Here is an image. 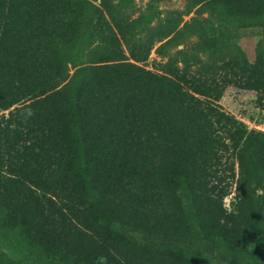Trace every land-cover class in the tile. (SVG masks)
Listing matches in <instances>:
<instances>
[{
  "label": "trees",
  "instance_id": "trees-1",
  "mask_svg": "<svg viewBox=\"0 0 264 264\" xmlns=\"http://www.w3.org/2000/svg\"><path fill=\"white\" fill-rule=\"evenodd\" d=\"M142 25L114 0H0V237L35 264H264V133L207 99L236 84L264 108V40L253 62L231 46L264 36V0ZM189 32L212 58L169 53ZM228 150L230 211L211 183Z\"/></svg>",
  "mask_w": 264,
  "mask_h": 264
},
{
  "label": "rangeland",
  "instance_id": "rangeland-1",
  "mask_svg": "<svg viewBox=\"0 0 264 264\" xmlns=\"http://www.w3.org/2000/svg\"><path fill=\"white\" fill-rule=\"evenodd\" d=\"M99 1H97L98 3ZM118 4L121 11L130 20L141 18L143 25L139 28L141 34H145L148 29L157 26L163 22L167 14L173 10H187V0H114ZM194 13L184 15V21L190 19ZM208 14L198 16L197 21L204 27V35H209L211 32L210 26H205L206 22L212 25H219L216 17H210ZM202 35L199 33L189 32L182 43L171 47L169 53L175 54L179 50H184L187 54L198 55L206 60L212 58V49L207 48L202 44ZM264 40V36L250 35L248 37L240 38L232 43V47L240 48L246 53L249 62H253L256 56L257 44ZM167 58L159 57L154 49L149 59L144 63L145 67L157 73H165L163 64ZM182 66V64H181ZM191 73L195 72V68L190 69ZM190 74L189 76H191ZM221 86V80H219ZM208 100L214 102L224 112L235 117L237 120L243 122L249 130H257L264 133V108L258 102V93L256 90H250L240 87L236 84H228L224 87L221 96L214 99L213 96H208ZM16 106V105H15ZM14 106V107H15ZM0 112L1 114H8L9 110ZM261 127V128H260ZM219 163H216L213 172L211 183L218 186L220 189L225 188L228 194L223 199V207L228 211L238 200L237 197V179H238V164L235 156L231 154V150L223 152ZM234 165L235 173L232 171ZM0 255H6L15 263L21 262L22 264H35L32 260H25L23 257L12 248L9 243L2 240L0 237ZM126 258L121 257V264H126ZM112 260L111 262H113ZM131 263L128 260V264Z\"/></svg>",
  "mask_w": 264,
  "mask_h": 264
},
{
  "label": "built area",
  "instance_id": "built-area-1",
  "mask_svg": "<svg viewBox=\"0 0 264 264\" xmlns=\"http://www.w3.org/2000/svg\"><path fill=\"white\" fill-rule=\"evenodd\" d=\"M261 128V127H260Z\"/></svg>",
  "mask_w": 264,
  "mask_h": 264
}]
</instances>
